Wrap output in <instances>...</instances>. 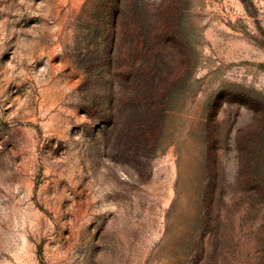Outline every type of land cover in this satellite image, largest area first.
<instances>
[{
	"label": "rangeland",
	"instance_id": "1",
	"mask_svg": "<svg viewBox=\"0 0 264 264\" xmlns=\"http://www.w3.org/2000/svg\"><path fill=\"white\" fill-rule=\"evenodd\" d=\"M0 264H264V0H0Z\"/></svg>",
	"mask_w": 264,
	"mask_h": 264
}]
</instances>
